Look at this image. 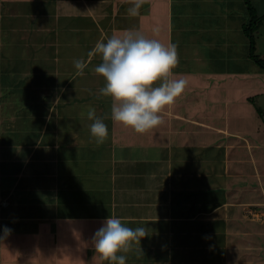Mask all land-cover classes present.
<instances>
[{
  "label": "crops",
  "instance_id": "0c3cea01",
  "mask_svg": "<svg viewBox=\"0 0 264 264\" xmlns=\"http://www.w3.org/2000/svg\"><path fill=\"white\" fill-rule=\"evenodd\" d=\"M235 2L246 8L145 0L129 16L133 0H0V264H112L92 243L111 215L147 231L118 253L126 264L264 263V170L251 154L255 164L236 167L229 185V138L206 93L223 79L207 64L229 52ZM129 30L177 44L172 78L187 81L144 134L113 123L111 98L98 95L100 57L88 56L101 38ZM81 57L88 67L77 75ZM90 107L108 117L102 144L90 135Z\"/></svg>",
  "mask_w": 264,
  "mask_h": 264
},
{
  "label": "clouds",
  "instance_id": "9594fccd",
  "mask_svg": "<svg viewBox=\"0 0 264 264\" xmlns=\"http://www.w3.org/2000/svg\"><path fill=\"white\" fill-rule=\"evenodd\" d=\"M145 0H133L127 9L129 16H136ZM99 56L101 63L94 72L102 76L106 84L98 95L110 97L111 120L144 134L159 126L161 113L172 106L186 88L185 79H174L173 69L179 63L177 44L165 45L157 39H150L138 30H129L124 35L101 38L88 53ZM77 75H83L88 67L81 57L73 60ZM87 119L91 138L95 143H104L108 136L107 116L99 117L90 107ZM5 235L10 229L5 227ZM147 235L144 227H128L121 218L111 215L95 232L92 243L96 254L112 264H126L127 257L118 253L129 252L134 244Z\"/></svg>",
  "mask_w": 264,
  "mask_h": 264
},
{
  "label": "rangeland",
  "instance_id": "374dc122",
  "mask_svg": "<svg viewBox=\"0 0 264 264\" xmlns=\"http://www.w3.org/2000/svg\"><path fill=\"white\" fill-rule=\"evenodd\" d=\"M252 2L259 16L263 15L264 0H252ZM234 4L236 5V2ZM237 4L239 5L241 2H237ZM242 4L245 6L244 2ZM238 5H236L238 14L233 18L235 29L238 31H232L233 38L228 45V54L225 50H222L224 55L221 61L216 56L215 58L212 57V60L207 64L208 71L213 66L215 72H217L216 76L225 79L214 84V88H207L206 93L212 98V110L214 109L212 112L217 113V116H212V120L218 121V124L219 122L222 123L223 129L227 131L222 132L229 138L224 146L227 153V167L230 168V171H228L229 176H227L229 185L240 179L239 174L241 173H235L236 167L239 171L242 168H245L246 171V169L252 167L251 162H254L251 154L254 159L259 160L261 169L264 170V70L246 55L249 41L242 25L249 19V14L247 8L241 7L240 10ZM208 21L213 22L212 19H208ZM216 31L219 32V29H216ZM224 32L225 29L223 28L221 31L222 37H224ZM255 35L257 40L256 52L264 57V22L256 30ZM236 36L237 39L234 40ZM214 37H217L218 40V35ZM217 46L219 47V45ZM223 48L225 47L222 45ZM204 49L203 54L205 55L216 51L212 46L209 49L207 47ZM234 60H237L238 64H235ZM6 65L5 67L8 66ZM225 69L230 71L227 73L229 74L228 80L224 78L226 76ZM241 70H246V72L240 74ZM251 75H253V78H251ZM190 79L195 81L194 76H191ZM219 107H225L223 111L221 109L222 113L219 112ZM219 114L222 116H218ZM231 169L234 170V176H231ZM239 193L241 192H236L233 196L239 197ZM251 215L256 217L254 212H251Z\"/></svg>",
  "mask_w": 264,
  "mask_h": 264
},
{
  "label": "trees",
  "instance_id": "16d2710c",
  "mask_svg": "<svg viewBox=\"0 0 264 264\" xmlns=\"http://www.w3.org/2000/svg\"><path fill=\"white\" fill-rule=\"evenodd\" d=\"M246 4V8L249 14V19L245 21L242 25L244 32L249 41V48L247 55L253 60L256 64H258L264 70V57H261L257 52L256 47V35L255 32L258 30L259 26L262 22H264V14L259 16L252 0H244Z\"/></svg>",
  "mask_w": 264,
  "mask_h": 264
}]
</instances>
